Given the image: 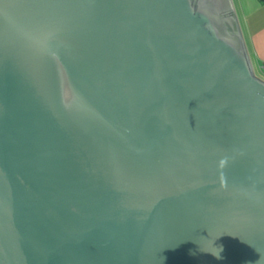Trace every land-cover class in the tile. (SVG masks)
I'll return each instance as SVG.
<instances>
[{"label": "water", "instance_id": "1", "mask_svg": "<svg viewBox=\"0 0 264 264\" xmlns=\"http://www.w3.org/2000/svg\"><path fill=\"white\" fill-rule=\"evenodd\" d=\"M257 262L264 79L232 0H0V264Z\"/></svg>", "mask_w": 264, "mask_h": 264}, {"label": "crops", "instance_id": "2", "mask_svg": "<svg viewBox=\"0 0 264 264\" xmlns=\"http://www.w3.org/2000/svg\"><path fill=\"white\" fill-rule=\"evenodd\" d=\"M232 5L251 66L264 78V0H232Z\"/></svg>", "mask_w": 264, "mask_h": 264}, {"label": "rangeland", "instance_id": "3", "mask_svg": "<svg viewBox=\"0 0 264 264\" xmlns=\"http://www.w3.org/2000/svg\"><path fill=\"white\" fill-rule=\"evenodd\" d=\"M235 11V10H234ZM235 14H236V12H235ZM237 16V15H236ZM238 19V18H237ZM240 20V19H239ZM240 22V21H239ZM240 24H241V22H240ZM259 71H258V74H256V76H258V77H260V78H262L260 75H259ZM262 75H264V74H262ZM262 79H264V78H262Z\"/></svg>", "mask_w": 264, "mask_h": 264}, {"label": "clouds", "instance_id": "4", "mask_svg": "<svg viewBox=\"0 0 264 264\" xmlns=\"http://www.w3.org/2000/svg\"><path fill=\"white\" fill-rule=\"evenodd\" d=\"M220 251H222V248L220 249ZM215 256H216L217 258H220L219 254H215ZM257 264H258V262H257Z\"/></svg>", "mask_w": 264, "mask_h": 264}]
</instances>
